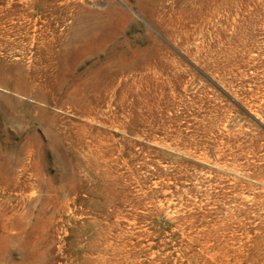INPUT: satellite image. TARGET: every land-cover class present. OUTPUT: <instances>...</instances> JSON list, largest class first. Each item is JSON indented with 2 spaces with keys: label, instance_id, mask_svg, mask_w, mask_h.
I'll return each instance as SVG.
<instances>
[{
  "label": "rangeland",
  "instance_id": "rangeland-1",
  "mask_svg": "<svg viewBox=\"0 0 264 264\" xmlns=\"http://www.w3.org/2000/svg\"><path fill=\"white\" fill-rule=\"evenodd\" d=\"M0 264H264V0H0Z\"/></svg>",
  "mask_w": 264,
  "mask_h": 264
}]
</instances>
